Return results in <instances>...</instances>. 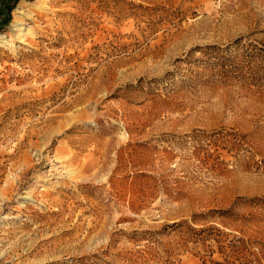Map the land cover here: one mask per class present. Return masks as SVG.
I'll return each mask as SVG.
<instances>
[{"label": "rangeland", "instance_id": "374dc122", "mask_svg": "<svg viewBox=\"0 0 264 264\" xmlns=\"http://www.w3.org/2000/svg\"><path fill=\"white\" fill-rule=\"evenodd\" d=\"M259 197L264 0H0V264L223 262Z\"/></svg>", "mask_w": 264, "mask_h": 264}, {"label": "trees", "instance_id": "16d2710c", "mask_svg": "<svg viewBox=\"0 0 264 264\" xmlns=\"http://www.w3.org/2000/svg\"><path fill=\"white\" fill-rule=\"evenodd\" d=\"M247 204L257 213L240 219L242 235L234 236L231 240L216 238L219 254L224 260L212 264H264V197L254 198ZM227 213L231 216L229 218H233L232 210Z\"/></svg>", "mask_w": 264, "mask_h": 264}, {"label": "bare ground", "instance_id": "6f19581e", "mask_svg": "<svg viewBox=\"0 0 264 264\" xmlns=\"http://www.w3.org/2000/svg\"><path fill=\"white\" fill-rule=\"evenodd\" d=\"M22 199H26V200H28V199H31V197L30 196H27V195H25V196H23L22 197ZM20 212V211H19ZM21 213V212H20ZM9 216H6L4 219H6V218H8ZM17 217V216H16Z\"/></svg>", "mask_w": 264, "mask_h": 264}]
</instances>
